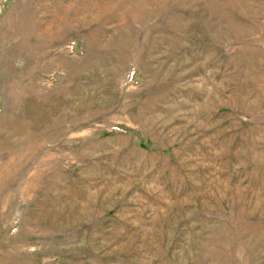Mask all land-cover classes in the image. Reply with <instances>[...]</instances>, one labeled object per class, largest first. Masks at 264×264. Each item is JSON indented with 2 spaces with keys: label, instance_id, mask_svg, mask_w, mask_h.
<instances>
[{
  "label": "rangeland",
  "instance_id": "rangeland-1",
  "mask_svg": "<svg viewBox=\"0 0 264 264\" xmlns=\"http://www.w3.org/2000/svg\"><path fill=\"white\" fill-rule=\"evenodd\" d=\"M0 264H264V0H0Z\"/></svg>",
  "mask_w": 264,
  "mask_h": 264
}]
</instances>
